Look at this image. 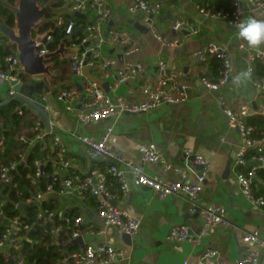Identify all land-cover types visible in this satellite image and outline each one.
I'll list each match as a JSON object with an SVG mask.
<instances>
[{"label": "crops", "instance_id": "0c3cea01", "mask_svg": "<svg viewBox=\"0 0 264 264\" xmlns=\"http://www.w3.org/2000/svg\"><path fill=\"white\" fill-rule=\"evenodd\" d=\"M52 1L46 7L53 17L67 10L63 5L53 6ZM106 1L112 8V16L105 24V30L129 34L140 50L128 55L125 53V46L107 43L101 49L102 56L115 58L117 63L103 69L101 61H96L94 67L85 70L87 75L98 80L108 92L123 94L131 99L128 90L139 85L140 80L120 84L114 92L110 85H115L116 69L130 61H141L145 65L146 74L151 79L158 80V65L163 60L167 64L168 73L178 72L182 80L190 83L189 97L180 104H163L146 112L124 113L118 118L81 124L76 114L67 111L65 104L57 99L60 89L78 83L69 61L63 59L62 55H57L51 60V72L54 76L51 84L56 89L49 94L46 108L52 129L60 136L66 149L65 157L70 161V167L64 169L53 163L50 165L52 173L64 178L74 171L86 175L94 168H105L108 161L91 158L87 147L77 139V135L99 138L107 127H111L109 147L126 159L140 162L138 146L141 143L155 144L163 152L166 163L172 169H166V164L162 161L145 163V172L151 176H159L168 181L179 180L181 176L177 169L191 166L195 172H199L203 166L195 163L194 157L203 156L206 161V179L198 204L202 207L224 208L229 225H218L203 233L205 220L201 214L191 211L192 202L187 195L180 193L162 197L150 187L136 185L129 173L130 189L126 194L120 193L119 185L113 177H107V184L110 191L117 194L112 201L113 205L141 218L139 231L128 239V235L118 228L104 225L97 214L96 197L95 202H92L87 201V198L83 199L76 192H67L56 195L61 203L60 208L68 212L78 207L84 221L80 227L82 234L77 240L71 236L66 237L67 233L62 235L61 249L68 258L70 252L87 244L99 245L106 242L124 252V257L113 264H206L202 255L208 249H216L218 254L214 260L223 264H236L246 253L244 236L247 232L258 230L264 241V206L251 202L242 193L235 167L236 153L242 141L239 130L230 126L223 107L237 111L247 105L250 107L248 115L264 117V88L256 86L257 81L253 79V75L251 80L244 82L239 88L232 84V78L236 74L246 71L250 52L264 51V45L257 49L250 48L246 42L237 38L235 26L224 19L208 18L201 13L194 0H153L163 4L157 17L160 31L169 37L180 39L177 46H168L155 39L151 33L140 30V16L129 12L128 0ZM41 3L44 8V2ZM243 8L244 17L255 15L264 18V14L256 7L255 0L254 3L252 0H243ZM78 17L83 21H93L95 12L89 7ZM178 19L189 21L200 32L194 34L190 26L183 28L181 32H174L172 25ZM2 34L7 35L4 31ZM210 43H218L226 48L233 63L229 83L219 90L205 87L199 79L206 77L216 81L220 75V70L212 68L209 57L203 60L196 54ZM57 59L60 60L59 64H56ZM105 73L111 76L105 77ZM10 87L9 82L0 78V105L7 100ZM29 117L32 119V116ZM47 141L51 148L58 147L51 135ZM186 150L191 151L190 157L186 156ZM257 164L264 168V160ZM189 179L192 182L196 180L194 172L189 171ZM181 224L189 226L192 239H169L171 228ZM258 248L261 252V264H264V245H259Z\"/></svg>", "mask_w": 264, "mask_h": 264}, {"label": "built area", "instance_id": "2783aa9c", "mask_svg": "<svg viewBox=\"0 0 264 264\" xmlns=\"http://www.w3.org/2000/svg\"><path fill=\"white\" fill-rule=\"evenodd\" d=\"M197 7L208 18L224 19L232 26H235L241 19L244 18L243 0H231V10L221 9L218 12L205 10L200 6V0H194ZM256 7L264 14V0H255ZM50 1L44 2V7L49 6ZM65 12L57 14L52 19L41 18L37 23V27L33 29V39L36 36L44 34L47 30L42 31L41 27L46 21L54 23L61 31L60 41L56 47H52L55 41V36L52 30L43 41L37 42L39 47L38 53L41 57H45L48 53H56L61 44L64 43L63 59H67L73 73L78 78V83L71 87L60 89L57 93V99L65 104V109L69 112H74L78 121L81 124H89L103 119L118 118L126 112L140 113L157 108L163 104H180L187 101L191 85L188 81L180 78V73H168V67L165 61L159 62L160 78L158 80L151 79L146 74V68L141 61H130L116 69L115 85L110 89L116 92L120 84L129 83L130 81L140 80V84L136 87H131L128 90L131 99L123 94H112L105 90L103 85L96 79H92L87 75L85 70L88 67H94L96 61H101L103 69H107L117 63L115 58L103 57L101 49L103 45L118 44L126 47V54L131 55L140 50L139 45L135 44L129 34L117 30H105V24L112 16V8L106 0H64ZM40 7L42 8L41 4ZM89 7L95 12L93 21H84L79 24L74 17L77 12L84 13ZM163 4L153 0H128V9L132 15H139L142 25L148 28V32L168 46H177L180 43L178 37H169L162 33L157 24V17L161 13ZM191 27L194 34L200 32L199 28L193 26L187 20H176L172 25L174 32H181L185 27ZM17 27V25H16ZM82 28L80 33H77L79 28ZM76 34V40L72 37ZM11 43H14L10 39ZM196 54L199 58L206 60L209 56H216L221 59L222 69L216 81H211L206 77H199L203 85L211 90H219L226 86L233 72V63L229 57L228 51L218 43H210L207 46L199 49ZM59 55V54H58ZM249 64L246 71L250 70L252 75L255 70V63L261 62L264 66V51L255 50L250 52ZM7 70L0 71V78L9 82L11 87L7 94V100L18 98L22 102V106L17 107L19 114L24 115V109L30 110L29 115L35 121L31 128L25 129L19 140L26 144V150L19 153V157L5 164L0 160V252L4 253L12 262V264H25L24 255L22 252L23 239L28 238L29 231L34 224L27 223L22 215L8 216L4 211V206L9 202L10 192L6 187L16 186L15 171L20 165H25L31 168L32 171L27 173V178L31 180L34 188L30 197L25 198L19 203H15V207L21 208L26 204H35L36 201L46 197L45 201L51 199L52 196L61 195L67 192H76L83 199L87 194H91L97 199V214L106 226H114L121 232L127 235L136 234L141 227V218L129 214L126 210H122L113 205L112 201L117 197L116 193L110 191L107 184V177H113L119 185L121 194L129 192L130 183L128 174H131L133 182L138 186H146L154 189L160 196L165 197L174 194H185L192 202L191 211L199 213L204 218L203 233H207L218 225H229L226 216V210L221 207L206 206L202 207L198 204L199 194L203 189V184L206 179V161L203 156H195L194 162L202 165L203 169L195 172L191 166L178 168L181 179L168 181L159 176H151L145 172L144 164L148 162H164L166 169H172V166L166 163L163 152L152 143H141L138 146L140 162L136 163L133 159H126L119 153L113 151L109 147V140L112 134V128L107 127L101 137L96 138L90 135L80 134L77 139L87 147V151L91 158L105 159L108 161L105 168H94L86 175L81 172H72L70 175L61 178L56 174L50 173L47 170L51 164L61 165L64 169H69L70 161L66 159V149L63 147L60 136L52 131H48L44 125L40 113L33 107L32 103L41 104L45 108L49 102V94L56 89V86L51 84L52 81V61H45V67L49 68L48 73L29 74L23 66L19 51L9 54L6 59ZM105 77H110L111 74L105 73ZM38 81L44 82V87L36 96L25 97L20 95L19 90L14 87L17 84L21 86L33 85ZM256 86L264 88L263 82H257ZM82 96H85L82 101ZM81 105V108L78 106ZM47 109V108H46ZM32 111V112H31ZM224 113L227 115L229 124L233 128H237L242 141L238 148L235 158V167L250 166L247 171L237 170V180L240 184L242 193L251 202L260 206H264V197H257L254 193L253 179L257 170L261 165L258 162H263L264 154L254 155L252 158H247V154L251 149H264V137H253L254 127L249 125L246 118L249 114L250 107L243 105L239 110L235 111L230 107H223ZM38 112V113H37ZM0 125H3V119L0 115ZM51 135L53 142L58 147H50L47 138ZM40 144V156L34 159L33 163L29 164L27 155L32 152L34 145ZM58 148V149H57ZM4 149L2 140L0 141V151ZM186 156L190 157L191 151H185ZM251 161V162H250ZM256 161L257 163H253ZM43 168L46 171L45 176L48 178V185L42 188L39 179L44 176ZM189 171L194 172L195 181L189 179ZM52 176V183L49 182V177ZM60 182V189L55 190L54 184ZM66 210L60 208L55 211L41 210L38 214L44 222L53 223L57 216L60 219L70 221L66 217ZM83 217L78 216L73 221L71 238L77 240L81 236V225ZM71 229V227H68ZM62 226H53L51 232L57 236L60 234ZM29 232V233H28ZM27 233V234H26ZM168 238L171 240L184 241L191 240L192 235L188 225H175L171 228ZM244 241L247 244L246 253L241 260L236 264H261V252L259 245H264L259 231L253 230L247 232L244 236ZM9 248V250H7ZM218 251L216 249H208L202 255L206 264H223L214 260ZM71 264H113L124 257V252L115 246L106 242L99 245L87 244L79 250L69 253Z\"/></svg>", "mask_w": 264, "mask_h": 264}, {"label": "trees", "instance_id": "16d2710c", "mask_svg": "<svg viewBox=\"0 0 264 264\" xmlns=\"http://www.w3.org/2000/svg\"><path fill=\"white\" fill-rule=\"evenodd\" d=\"M43 2L50 0H41ZM19 0H0V14L5 19L6 27L15 28L17 25V10H18ZM52 5L59 7L64 5V0H53ZM200 6L205 10L212 12H218L221 9L227 11L231 10V0H200ZM53 17L51 12H48L46 18L50 19ZM74 17L79 24H83L84 21L80 17ZM42 25L41 30L51 29L55 36V41L52 47H56L57 43L61 38V31L58 27L54 26L52 21H46ZM17 51V45L10 42L9 36L5 34H0V71L7 70L6 57ZM211 66L214 70L219 71L222 69V60L216 56H209ZM60 60H56V64H59ZM54 78V76H52ZM253 79L257 82H262L264 79V66L261 62L255 64V70L253 74ZM22 102L18 98H13L11 100H6L0 105V115L3 119V125H0V141L2 140L4 149L0 151V160H3L5 164H10L19 157V153L26 150V144L19 140L22 133L26 132L25 129L31 128L35 121L29 116L30 110L24 109V115H21L17 111L18 106H22ZM246 121L249 125L254 127L253 137L263 138L264 137V117L259 115H248ZM50 136V135H49ZM264 154L263 151L258 149H251L247 154V158H252L254 155ZM40 144L36 143L32 152L27 155V161L29 164L33 163L34 159L40 156ZM251 162V161H250ZM256 164V161H253ZM250 166L239 167L238 171H247ZM47 170L52 173L51 167L47 166ZM32 171L30 167L25 165H20L18 170L15 171V182L16 186L6 187V191L10 192L9 202L4 206V211L8 216L22 215V218L29 224H34L32 229L28 232V238L23 239L22 252L25 259V264H71V259L66 257L67 255L62 251L61 242L63 241V236H71L73 226V221L76 217L80 216L79 208H74L71 211L66 212V217L70 221L65 219H60L57 216L54 218L53 223H43L44 221L38 217L41 210L55 211L60 209L61 203L56 196H52L50 200L42 202L40 205L26 204L21 208L15 207V203H19L27 197H30L32 192H30L34 185L29 178H27V173ZM42 188L47 187L48 178L44 175L39 179ZM60 182H56L54 185L55 190L60 189ZM254 193L257 197H264V168L259 167L257 173L253 179ZM90 195V196H89ZM87 201L95 202V197L91 194H87ZM62 226L60 234L55 236L51 230L53 226ZM68 227H71L69 229ZM27 234V233H26ZM72 246V245H71ZM0 264H12L9 258L2 252H0Z\"/></svg>", "mask_w": 264, "mask_h": 264}, {"label": "water", "instance_id": "95a60500", "mask_svg": "<svg viewBox=\"0 0 264 264\" xmlns=\"http://www.w3.org/2000/svg\"><path fill=\"white\" fill-rule=\"evenodd\" d=\"M41 0H19L18 10H17V28L18 34L14 31L11 32L10 28H6L5 32L9 33V38L17 45L21 62L26 69V72L29 74H42L48 73L50 71L49 68L45 67V61H51L58 54H62L64 51V43L67 41L66 39L61 44L60 49L56 53H48L45 57H41L38 53L39 47L36 45V41H43L48 32L44 34H39L36 36V40L33 39L32 33L33 29L37 27V23L39 20L47 15L50 11L48 7L41 8L39 3ZM77 16H82V13L77 12ZM139 26V24H138ZM140 30L144 33L148 32V28L146 26L140 25ZM82 28L80 27L77 30V33H80ZM73 40H76V34L72 37ZM44 87L43 81H38L33 85H24L19 90L20 95H24L25 97H33L36 96L37 92H40ZM85 96H82V101H84ZM33 107L40 113L44 125L48 131L55 132L52 129L51 121L49 117L48 110L41 104L32 103ZM81 108V105L79 106ZM130 113V112H126ZM134 114V113H130ZM43 174H46V171L43 168ZM52 176L49 177V182L52 183ZM128 239H131V236L128 235Z\"/></svg>", "mask_w": 264, "mask_h": 264}, {"label": "clouds", "instance_id": "9594fccd", "mask_svg": "<svg viewBox=\"0 0 264 264\" xmlns=\"http://www.w3.org/2000/svg\"><path fill=\"white\" fill-rule=\"evenodd\" d=\"M254 3V0H252ZM237 38L246 42L250 48L257 49L264 45V18L247 15L235 25ZM252 79L250 70L240 72L232 78L234 87L239 88L244 82Z\"/></svg>", "mask_w": 264, "mask_h": 264}, {"label": "rangeland", "instance_id": "374dc122", "mask_svg": "<svg viewBox=\"0 0 264 264\" xmlns=\"http://www.w3.org/2000/svg\"><path fill=\"white\" fill-rule=\"evenodd\" d=\"M40 4H42L41 2H40ZM7 27H6V22H5V19L2 17V15L0 14V30H2L1 32H0V34H2L3 33V31L5 32V29H6ZM9 28V27H8ZM11 30H9V31H11V32H15L16 34H18V28L17 27H15V28H10ZM6 33V32H5ZM10 33V32H9ZM9 33H6L7 34V36H9ZM16 90H20V88H21V85L20 84H17V85H15V87H14ZM46 200V197H43V199H41V200H38V201H36L39 205L42 203V202H44ZM7 250H9V248L7 249Z\"/></svg>", "mask_w": 264, "mask_h": 264}]
</instances>
